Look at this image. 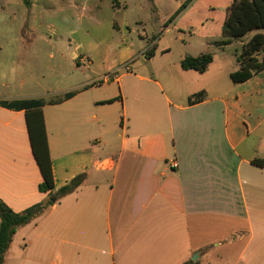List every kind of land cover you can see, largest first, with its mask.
Masks as SVG:
<instances>
[{"label": "crops", "instance_id": "obj_1", "mask_svg": "<svg viewBox=\"0 0 264 264\" xmlns=\"http://www.w3.org/2000/svg\"><path fill=\"white\" fill-rule=\"evenodd\" d=\"M185 1L167 19L154 6L162 29L142 35L152 57L150 43L140 56L122 42L98 72L78 48L72 68H51L68 81L40 92L31 70L22 78L21 53L0 47V201L23 213L49 199L22 102L44 103L54 192L85 176L16 230L4 264H264V167L253 164L264 159V69L231 80L264 31L217 47L235 0H193L169 21ZM128 24L124 13L123 35ZM208 53L205 72L182 68Z\"/></svg>", "mask_w": 264, "mask_h": 264}, {"label": "rangeland", "instance_id": "obj_2", "mask_svg": "<svg viewBox=\"0 0 264 264\" xmlns=\"http://www.w3.org/2000/svg\"><path fill=\"white\" fill-rule=\"evenodd\" d=\"M120 1L128 4L127 10L117 0H0V47L21 53L22 78L29 74L26 70L36 76L37 88L32 91L65 84L67 78L52 75L51 68H72L75 63L70 57L78 48V53H91L94 71L104 72L114 64L122 42L140 56L148 43L150 50L154 38L142 35L151 38L162 29L154 6L167 19L179 0ZM124 13L129 22L126 35L118 28ZM137 19L143 24H136Z\"/></svg>", "mask_w": 264, "mask_h": 264}, {"label": "trees", "instance_id": "obj_3", "mask_svg": "<svg viewBox=\"0 0 264 264\" xmlns=\"http://www.w3.org/2000/svg\"><path fill=\"white\" fill-rule=\"evenodd\" d=\"M193 0H186L181 7L171 16L169 21L175 19ZM264 31V0H235L229 8L227 19L223 27L224 40L217 42V47H224L233 41L244 38L253 31ZM155 46L146 52V57L154 55ZM264 32L257 33L252 39L242 46L238 55L240 69L231 74L234 83H243L253 77L254 74L264 69ZM213 61V54L208 53L198 57H186L181 66L185 70H195L203 73ZM73 94H67L66 98ZM201 96H196L192 103L200 101ZM107 101L104 103L111 102ZM41 101L22 102L20 106L29 109L27 112V125L30 142L35 159L42 174L40 191L49 193L46 203L37 204L23 213H14L2 201H0V264H4L5 255L11 245L12 237L16 230L28 225L43 215L51 206L58 203L65 196L76 191L83 183L85 176L80 175L73 179L68 185L54 192L55 183L52 162L49 153L47 132L45 128L44 115ZM253 164L264 167V159H255ZM186 262L185 264H191Z\"/></svg>", "mask_w": 264, "mask_h": 264}, {"label": "built area", "instance_id": "obj_4", "mask_svg": "<svg viewBox=\"0 0 264 264\" xmlns=\"http://www.w3.org/2000/svg\"><path fill=\"white\" fill-rule=\"evenodd\" d=\"M117 74L113 73V74H107L105 76H103L102 81L103 82H110L111 80L117 78ZM172 166L173 167H177V163L175 161L172 162Z\"/></svg>", "mask_w": 264, "mask_h": 264}, {"label": "water", "instance_id": "obj_5", "mask_svg": "<svg viewBox=\"0 0 264 264\" xmlns=\"http://www.w3.org/2000/svg\"><path fill=\"white\" fill-rule=\"evenodd\" d=\"M192 260L195 261V260H196V256H194V257L192 258Z\"/></svg>", "mask_w": 264, "mask_h": 264}]
</instances>
